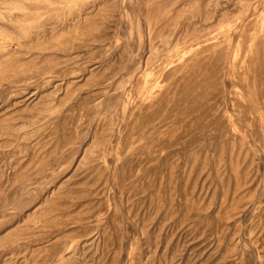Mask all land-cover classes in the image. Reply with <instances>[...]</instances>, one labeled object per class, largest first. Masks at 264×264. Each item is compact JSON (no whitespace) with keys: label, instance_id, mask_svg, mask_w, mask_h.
<instances>
[{"label":"rangeland","instance_id":"rangeland-1","mask_svg":"<svg viewBox=\"0 0 264 264\" xmlns=\"http://www.w3.org/2000/svg\"><path fill=\"white\" fill-rule=\"evenodd\" d=\"M0 264H264V0H0Z\"/></svg>","mask_w":264,"mask_h":264}]
</instances>
